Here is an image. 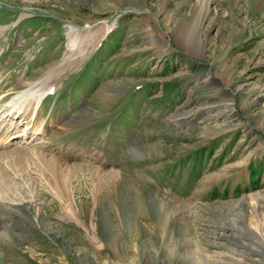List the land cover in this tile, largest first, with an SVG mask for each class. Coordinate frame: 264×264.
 Masks as SVG:
<instances>
[{
	"label": "rangeland",
	"instance_id": "rangeland-1",
	"mask_svg": "<svg viewBox=\"0 0 264 264\" xmlns=\"http://www.w3.org/2000/svg\"><path fill=\"white\" fill-rule=\"evenodd\" d=\"M203 4L0 0V109L56 86L0 112V264H264V1L212 0L198 52Z\"/></svg>",
	"mask_w": 264,
	"mask_h": 264
},
{
	"label": "bare ground",
	"instance_id": "bare-ground-1",
	"mask_svg": "<svg viewBox=\"0 0 264 264\" xmlns=\"http://www.w3.org/2000/svg\"><path fill=\"white\" fill-rule=\"evenodd\" d=\"M211 1L212 0H204V4L201 6V13H200L201 15H203L204 12L207 13L208 8L210 7ZM259 1L262 2L264 0H259ZM205 13L203 16L200 15V17H201L200 21L195 22L194 25L192 24L193 27H190V29H193L192 30V33H194L193 37L196 38V40H197V43L194 44V46L196 47L195 49H197L198 52H199V50L202 49V46H203L202 31H203V28L205 25V19H204ZM191 38H192V34H191ZM68 39H69V45L72 49L77 47V45L79 44L78 32H77V29H75L73 26L69 27ZM53 81H54L53 75L51 73H49V74H47L46 77H44V78L40 79L39 81H36L35 83L29 85V87L27 88L26 91L19 93V94H16L14 96V98L12 99L14 104L8 106L9 107L8 109H10L9 112H8V109H4V110L0 109L1 113H3V111L5 112V115H3L2 122H5V121H12L13 122L15 119H19L21 116H23L24 119H32L34 114H36V116H37L39 108H41L43 101L45 100L47 95H49L51 93V91H53L54 87H56L55 82H53ZM6 96H7V94L4 95L3 98ZM22 97H24V98L22 99ZM23 107H25V108H23ZM7 112H8V114H6ZM31 122L32 121H30L29 123H31ZM13 133H11V136L13 135ZM58 164H60V162H55V164L53 163L54 166L49 168L50 171H52V170L55 171V168L59 166ZM56 173H58V172H56Z\"/></svg>",
	"mask_w": 264,
	"mask_h": 264
}]
</instances>
